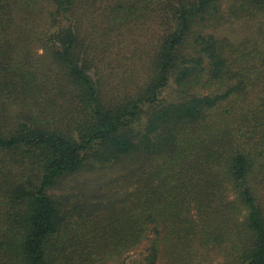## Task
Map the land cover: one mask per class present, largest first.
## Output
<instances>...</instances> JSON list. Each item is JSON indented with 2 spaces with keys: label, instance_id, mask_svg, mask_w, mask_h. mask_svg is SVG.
<instances>
[{
  "label": "trees",
  "instance_id": "trees-1",
  "mask_svg": "<svg viewBox=\"0 0 264 264\" xmlns=\"http://www.w3.org/2000/svg\"><path fill=\"white\" fill-rule=\"evenodd\" d=\"M42 2L66 83L53 88L13 63L15 20ZM75 3L0 0V262L106 264L143 246L145 264H214L220 249V264H264V49L207 34L251 17L264 36V0L165 3L146 90L112 104L81 56ZM114 167L95 202L55 194Z\"/></svg>",
  "mask_w": 264,
  "mask_h": 264
},
{
  "label": "rangeland",
  "instance_id": "rangeland-1",
  "mask_svg": "<svg viewBox=\"0 0 264 264\" xmlns=\"http://www.w3.org/2000/svg\"><path fill=\"white\" fill-rule=\"evenodd\" d=\"M177 1L76 0L72 18L77 23L81 56L88 60L90 76L100 86L102 97L108 104L146 90L151 76L148 62L163 41L169 23L170 14L164 9V4ZM53 10L49 3L42 2L29 22L19 18L13 26L15 43H19L14 65L21 67L26 64L39 82L51 88L55 86L52 84L54 75L66 84L63 70L54 63L43 41L46 35L57 31L49 28V12ZM134 11L137 12L132 15ZM162 13H166V23L159 20ZM62 25L66 26L65 20ZM207 34L227 38L236 47L253 49L260 46L264 49V36L251 17L218 30H209ZM165 97L170 98L168 94ZM123 171V168H103L70 176L60 184L55 194L79 196L81 205L87 202L88 197L95 202L94 193L99 189L107 190ZM262 192L263 189L260 196ZM262 200L264 202V198ZM210 253L214 264H220L226 250H211ZM145 254L142 246L106 264H145Z\"/></svg>",
  "mask_w": 264,
  "mask_h": 264
}]
</instances>
